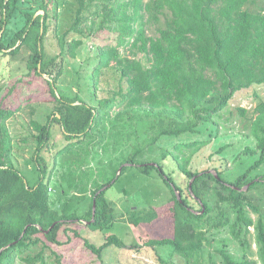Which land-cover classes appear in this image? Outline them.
I'll return each instance as SVG.
<instances>
[{
    "label": "trees",
    "instance_id": "obj_1",
    "mask_svg": "<svg viewBox=\"0 0 264 264\" xmlns=\"http://www.w3.org/2000/svg\"><path fill=\"white\" fill-rule=\"evenodd\" d=\"M75 2L73 23L60 36V54L48 56L44 40L60 0H43L40 8L44 14L23 13V27L8 41H4L5 30L18 18L20 0H0V51L17 57L23 43L38 31L37 45L25 61L24 73L26 77L33 73L48 76L52 95L62 103L49 114L46 124L31 120L37 132L32 136L38 141L36 162L40 172L35 185L11 158L14 146L8 120L20 108L0 104V264H48L44 247L65 244L59 233L65 225L77 221H86L93 230L113 227L118 220L116 209L107 199L106 190L100 191L124 174L125 164H136L145 175L158 172L173 194L166 205L172 218L171 233L146 240L147 247L171 246L173 253L193 264H264V211L249 195L264 183V175L258 176L259 180L250 179V174L264 164V100L256 106L252 124L261 158L235 181H227L219 168H191L193 158L211 140L196 138L178 142L173 149L164 148L163 159L172 157L184 175L195 178L189 190L200 201V210H195L186 197L178 198L176 190L182 194V188L161 162L139 160L166 138L202 136L204 126L215 124V117L237 92L264 85V8L251 10L249 5L254 0ZM102 32L116 36L115 43L96 46L94 66L85 76L93 87L95 103H88L80 94L59 91L63 61L79 59L87 39ZM71 34L75 36L70 38ZM239 110L246 115V108ZM54 126L66 141L58 150L59 163H55L61 170L58 208L50 195L53 175L44 156L49 150L45 145L56 133ZM254 152L246 150L247 154ZM247 185L249 191L245 190ZM89 193V208L82 213ZM251 212L258 218L254 219ZM161 214L157 208L131 210L127 220L139 226L159 220ZM251 227L259 246L257 260L249 254ZM221 230H228L245 250L242 256H234L223 240L217 250L222 262L214 259L209 235ZM74 233L82 237L77 230ZM39 244L43 250L31 254ZM85 244L99 256L111 245L126 246L116 235L109 236L101 246L88 238ZM160 258L162 264L168 263Z\"/></svg>",
    "mask_w": 264,
    "mask_h": 264
},
{
    "label": "rangeland",
    "instance_id": "obj_2",
    "mask_svg": "<svg viewBox=\"0 0 264 264\" xmlns=\"http://www.w3.org/2000/svg\"><path fill=\"white\" fill-rule=\"evenodd\" d=\"M43 0H20V11L18 18L12 21L6 28L4 41L12 39L14 33L23 27L24 14L29 11H36L37 15L44 14L41 10ZM251 10L264 8V0H254L249 5ZM77 4L75 0H60L57 15L49 19V31L45 37L44 44L47 48V55L54 56L60 54V36L69 30L76 16ZM24 21H23V20ZM38 31L23 43L17 57L6 55L0 51V104L9 105L13 108H20L9 120L11 134L13 136V151L11 158L26 176L31 185H35L40 179L39 167L36 162L38 141L32 136L37 133L31 125L32 119L40 120L46 124L48 116L53 111L62 107V103L56 101L50 91V86L46 81L48 76H37L35 73L30 77L25 76V61L30 56L37 45ZM71 34L69 37H73ZM116 34L113 32H102L100 35L87 39L85 49L79 59L68 58L63 61L64 72L58 79L57 86L71 96L80 94L81 97L90 104H94L93 87L87 77V72L94 66L95 48L98 45L115 43ZM10 50H8L9 52ZM60 65V59L58 60ZM88 76V75H87ZM99 97H101L99 95ZM264 100V85H253L250 88L237 92L229 106L220 115L215 117V124L210 123L204 126L202 136L195 138L184 135L183 139L166 138L161 146H155L152 152L147 151L139 160L145 162L159 161L166 171L172 175L176 183L182 188V196L186 197L195 210L201 209L200 201L191 195L189 190L192 179L184 175L172 157L163 159L165 150L173 149L178 142H191L194 140H211L204 150L193 158L191 168L193 170H213L219 168L223 170V177L227 181H235L243 175L249 168L261 158L259 151V141L253 135V119L256 118L255 108ZM239 107L247 109L243 115ZM35 109V114L32 111ZM58 126H54L56 132L48 145V152L44 153L53 179L51 182L50 195L58 208L60 202V190L57 185L60 178L59 163L60 147L66 144L61 131H56ZM207 130V131H206ZM26 137L27 141L23 138ZM190 140V141H187ZM45 147V148H46ZM224 148L223 150H221ZM255 150L252 154H247L246 150ZM136 165V164H135ZM125 164L127 169L123 175L112 185H108L106 190L107 199L114 205L118 220L114 226L107 229H90L86 221H77L76 224L65 225L59 233V238L65 244H51V248L44 247L48 264H60V254L63 264H162L161 258L168 261L167 264H193L185 257L173 253L171 246L147 247L145 241L151 238L168 236L172 230V218L167 213L166 205L169 204L173 194L169 185L154 171L152 175L143 174L137 166ZM97 168V165L95 164ZM119 173V172H118ZM264 175V164L250 174V179L259 180L258 176ZM250 187V185H247ZM249 187L247 191H249ZM249 195L254 201L260 204L264 211V183L249 191ZM91 193L84 201L82 213L89 208ZM157 208L162 211V217L153 223H142L136 226L130 223L127 218L131 210H147ZM251 215L254 219L257 214ZM64 228H68L66 231ZM77 230L82 235L77 238L74 231ZM111 235L119 237L126 246L124 248L111 245L103 251L102 256L93 253L85 244L88 238L97 246L103 245ZM255 229L251 227L249 236L252 243V254L250 257L257 260L259 246L255 239ZM43 237V235H42ZM71 237L70 241H67ZM212 240L210 250L214 254V259L218 262L221 257L218 255V248L223 246L224 241L228 243L229 250L234 256H242L245 250L240 244L231 238L228 230L216 231L214 235H209ZM44 238V237H43ZM43 250V245L39 244L31 250V254L36 255ZM26 254V253H25ZM208 257V254H207ZM257 264H262L258 262Z\"/></svg>",
    "mask_w": 264,
    "mask_h": 264
},
{
    "label": "water",
    "instance_id": "obj_3",
    "mask_svg": "<svg viewBox=\"0 0 264 264\" xmlns=\"http://www.w3.org/2000/svg\"><path fill=\"white\" fill-rule=\"evenodd\" d=\"M127 165L129 166V165H134V164H127ZM122 169H123V167L120 168L118 175H120V173L122 172ZM215 173H216V172H215ZM194 180H195V178L192 179V182L190 183V188H192V184H193V181H194ZM248 187H249V186H246V187H245V190H247ZM106 188H107V186L104 187L100 192L104 191ZM176 194H177L178 198H179L180 200H182V194H181V192H180L179 190H176ZM93 214H94V216H95V214H96V202H95V204H94ZM93 221H94V219H93Z\"/></svg>",
    "mask_w": 264,
    "mask_h": 264
}]
</instances>
